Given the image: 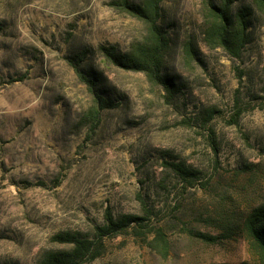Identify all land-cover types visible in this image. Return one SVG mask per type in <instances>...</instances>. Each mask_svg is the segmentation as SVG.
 Returning <instances> with one entry per match:
<instances>
[{"label": "rangeland", "instance_id": "obj_1", "mask_svg": "<svg viewBox=\"0 0 264 264\" xmlns=\"http://www.w3.org/2000/svg\"><path fill=\"white\" fill-rule=\"evenodd\" d=\"M111 1L0 0V264H36L43 251L70 247L55 233L91 236L106 209L144 207L165 232L166 257L125 234L81 264L254 263L241 220L264 207V12L234 59L205 44L203 0H164L163 73L175 84L166 97L102 55L100 46L125 50L145 32ZM74 66L113 103L95 125ZM164 162L195 168V179ZM223 216L233 217L229 237L211 219Z\"/></svg>", "mask_w": 264, "mask_h": 264}, {"label": "trees", "instance_id": "obj_2", "mask_svg": "<svg viewBox=\"0 0 264 264\" xmlns=\"http://www.w3.org/2000/svg\"><path fill=\"white\" fill-rule=\"evenodd\" d=\"M164 0H112L110 5L118 11L140 20L144 25L141 40L132 41L125 50L114 46H100L104 58L115 66L125 70L142 72L149 83L157 85L171 97L174 81L163 73V64L170 49V38L159 24ZM258 12H264V0H203L202 17L204 21L203 40L210 48L220 47L230 57L239 59L246 44L250 42L252 28L257 22ZM192 53V47L186 48ZM75 72L92 94L93 103L88 114L94 117L93 125L103 108L112 107L113 103L98 93L96 81L78 67ZM210 116V115H209ZM239 111L232 115L231 123H237ZM212 139V132L210 133ZM213 146V145H212ZM212 149L215 151V147ZM176 177L183 182L192 183L197 171L181 162H164ZM143 214L123 213L113 215L106 209L103 222L94 227L91 236L79 232L61 231L52 236L58 243L69 244L66 249L45 250L36 264H81L100 256L105 249V240L119 235L130 234L139 237L160 256L168 254V241L162 227L151 222L152 210L144 207ZM211 218L222 230L220 236L229 237L235 233L231 224L232 216ZM240 225V224H238ZM241 230L249 240L254 251V263L241 261L237 264H264V207L257 206L244 215ZM206 241L215 242L218 235L196 232ZM227 264V263H209Z\"/></svg>", "mask_w": 264, "mask_h": 264}]
</instances>
